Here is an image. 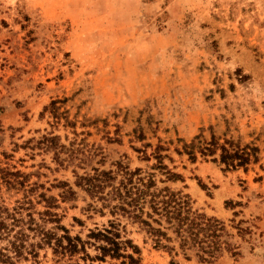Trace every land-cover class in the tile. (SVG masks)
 Wrapping results in <instances>:
<instances>
[{
	"label": "rangeland",
	"instance_id": "374dc122",
	"mask_svg": "<svg viewBox=\"0 0 264 264\" xmlns=\"http://www.w3.org/2000/svg\"><path fill=\"white\" fill-rule=\"evenodd\" d=\"M44 135L87 160L61 165ZM213 138L258 152L229 169L220 151L200 153ZM156 151L182 180L155 167ZM122 166L189 194L237 253L207 262L178 242L158 247L75 184L74 169ZM0 211L26 232L16 264H123L97 259L101 242L89 237L113 219L142 264H264V0H0ZM59 224L85 250L43 243V232L65 234Z\"/></svg>",
	"mask_w": 264,
	"mask_h": 264
},
{
	"label": "trees",
	"instance_id": "16d2710c",
	"mask_svg": "<svg viewBox=\"0 0 264 264\" xmlns=\"http://www.w3.org/2000/svg\"><path fill=\"white\" fill-rule=\"evenodd\" d=\"M52 109L54 117L58 119L55 101L52 103ZM42 140L48 149L54 150L55 158L61 165L78 158L80 161L76 165L81 167L83 165L81 161L87 160L78 157V152L82 153V149L73 148L70 151L66 145L60 144L57 135H44ZM227 144H231L229 140L225 145H221L213 138L201 146L200 153L202 156H208L220 151L219 163L226 165V168L236 169L246 167L251 156L258 152V148H253L252 152L250 147L235 149L228 147ZM65 151H69L67 158L62 157ZM188 153L192 155L191 151ZM155 156L159 162L155 167L164 170L167 180H182V174L173 172L163 163V155L156 151ZM74 173L76 186L101 203L100 210L103 214L108 209L114 217L123 216L138 223L154 239L158 247L174 249L170 243L178 242L180 248L195 250L198 256L207 262L216 260L225 250L237 253L227 238L229 234L223 221L196 208L192 197L182 190H174L168 185L160 187L154 173L144 174L142 168L131 170L127 166H122L118 172L94 167L92 172L86 170L80 174L74 169ZM70 195H76L72 187L63 193V197ZM48 213L53 215L52 212ZM6 219L7 215L0 211V239L8 238L6 247H0V264H16L17 259L24 257V248L27 247L26 232L23 228L16 229V224L22 222L16 216H13L12 224ZM55 219L57 222L60 220L57 217ZM109 222L108 227L93 230L89 234L90 238L101 242L96 246L101 253L96 258L105 260L109 256L113 259H123V264H142L140 257L137 256L141 253L140 247L123 234V231L126 233L125 226L123 229L120 228L121 223L115 219ZM57 228H62L65 234L57 236V233L43 232L41 238L43 243L52 244L53 239H56L54 247L56 253L74 254L85 250L87 242L80 236H71L68 228L61 224ZM30 251L34 253V249ZM86 255L91 258L88 253Z\"/></svg>",
	"mask_w": 264,
	"mask_h": 264
}]
</instances>
